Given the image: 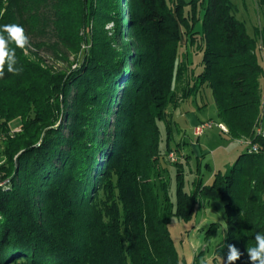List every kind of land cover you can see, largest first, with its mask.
Listing matches in <instances>:
<instances>
[{
	"label": "trees",
	"instance_id": "obj_1",
	"mask_svg": "<svg viewBox=\"0 0 264 264\" xmlns=\"http://www.w3.org/2000/svg\"><path fill=\"white\" fill-rule=\"evenodd\" d=\"M235 9L231 0H0V25L29 37L16 48L23 71L0 79V264H181L169 223L189 221L203 199L225 202L227 244L244 253L235 264H250L246 249L264 233V37L258 45ZM42 47L74 64L45 65L33 51ZM179 82V100L212 95L230 137L259 148L211 184L198 168L189 192L183 162L173 185L161 164Z\"/></svg>",
	"mask_w": 264,
	"mask_h": 264
},
{
	"label": "rangeland",
	"instance_id": "obj_2",
	"mask_svg": "<svg viewBox=\"0 0 264 264\" xmlns=\"http://www.w3.org/2000/svg\"><path fill=\"white\" fill-rule=\"evenodd\" d=\"M231 1L236 6V17L245 23L249 34L256 38L258 45H261L264 37V8L260 5L259 0ZM124 16H128L127 11ZM112 26L111 23L107 27L111 28ZM126 33H128V29H126ZM185 44L186 41L183 39L180 52H184L187 48L190 59H193L192 50L194 48H189ZM33 51L45 65L58 70H68L74 64V56L66 61L56 57L47 47L33 48ZM258 54L263 60L260 47ZM261 81L263 83L264 80L261 79ZM184 85V82L176 84L178 100L181 98ZM199 119L212 121L214 124L204 134L196 136L194 128L201 122ZM166 120L173 126L174 138L170 152L175 153L177 160L171 161L166 155L161 159V164L166 168L173 185L176 170L174 162H183L186 172L185 190L188 192L193 188L192 182L198 168L204 184H211L215 172L226 171L236 162L240 154L248 151L249 138L233 139L218 126L220 121L212 95L207 98L197 95L193 99H180L177 105L170 104L166 110ZM161 124L164 127V123ZM11 125L18 130L20 120L13 121ZM177 142H181L179 149H176ZM194 144L199 146L203 152L194 149ZM188 154H192V156L186 159ZM196 154L199 155L196 156ZM199 156H202L200 166L197 165L196 159ZM226 226L225 202L223 200H201L189 221L174 217L169 223V230L181 264H190V262L191 264H200L202 256L208 257L209 264H223L228 251L227 229H224Z\"/></svg>",
	"mask_w": 264,
	"mask_h": 264
},
{
	"label": "clouds",
	"instance_id": "obj_3",
	"mask_svg": "<svg viewBox=\"0 0 264 264\" xmlns=\"http://www.w3.org/2000/svg\"><path fill=\"white\" fill-rule=\"evenodd\" d=\"M11 45H15L13 48ZM29 46V37L25 28L18 23L0 25V79L7 74L19 75L23 69L18 67L16 48L26 49ZM227 229V226L224 228ZM226 264H235L244 253L235 244H227ZM250 264H264V233L255 234V245L246 249ZM191 264V262H190ZM200 264H209L208 257L202 256ZM223 264L225 261L223 260Z\"/></svg>",
	"mask_w": 264,
	"mask_h": 264
},
{
	"label": "built area",
	"instance_id": "obj_4",
	"mask_svg": "<svg viewBox=\"0 0 264 264\" xmlns=\"http://www.w3.org/2000/svg\"><path fill=\"white\" fill-rule=\"evenodd\" d=\"M213 122L212 121H201L199 124L196 125V127L194 128V134L196 136H201L202 134H204L206 132L207 129H209L210 127L213 126ZM218 126L220 127V129L225 132L228 133V128L223 124V123H218ZM257 134L261 135L262 137H264V125H260L257 128ZM2 139V136L0 135V140ZM250 147H249V151L250 152H257L259 150L258 145L257 144H253L250 143ZM169 159L171 161H176L177 160V156H175L174 152H170L168 155Z\"/></svg>",
	"mask_w": 264,
	"mask_h": 264
},
{
	"label": "crops",
	"instance_id": "obj_5",
	"mask_svg": "<svg viewBox=\"0 0 264 264\" xmlns=\"http://www.w3.org/2000/svg\"><path fill=\"white\" fill-rule=\"evenodd\" d=\"M201 120H203V119H199V121H201ZM195 148H196L199 152H203L202 149H201L199 146H196V145L194 144V149H195ZM194 151H195V150H194ZM196 153H197V152H196ZM199 154L201 155V153H199ZM199 154H198V155H199ZM198 155L196 154V156H198Z\"/></svg>",
	"mask_w": 264,
	"mask_h": 264
}]
</instances>
